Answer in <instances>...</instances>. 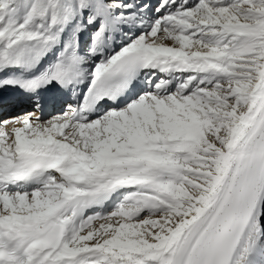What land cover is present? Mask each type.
I'll return each mask as SVG.
<instances>
[{"label": "snow or ice", "instance_id": "obj_1", "mask_svg": "<svg viewBox=\"0 0 264 264\" xmlns=\"http://www.w3.org/2000/svg\"><path fill=\"white\" fill-rule=\"evenodd\" d=\"M7 89L0 264H264V0H0Z\"/></svg>", "mask_w": 264, "mask_h": 264}, {"label": "bare ground", "instance_id": "obj_2", "mask_svg": "<svg viewBox=\"0 0 264 264\" xmlns=\"http://www.w3.org/2000/svg\"><path fill=\"white\" fill-rule=\"evenodd\" d=\"M31 107V105L30 104H28V106H27V109H29ZM17 110H14V111H6V112H4V114L6 115V117H8V116H12V115H16L17 113Z\"/></svg>", "mask_w": 264, "mask_h": 264}]
</instances>
